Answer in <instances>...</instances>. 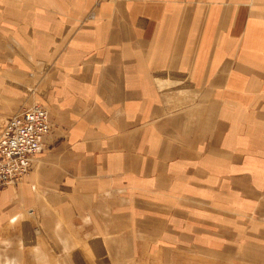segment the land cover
Listing matches in <instances>:
<instances>
[{"label":"crops","instance_id":"0c3cea01","mask_svg":"<svg viewBox=\"0 0 264 264\" xmlns=\"http://www.w3.org/2000/svg\"><path fill=\"white\" fill-rule=\"evenodd\" d=\"M34 101L0 264H264V0H0V127Z\"/></svg>","mask_w":264,"mask_h":264},{"label":"built area","instance_id":"2783aa9c","mask_svg":"<svg viewBox=\"0 0 264 264\" xmlns=\"http://www.w3.org/2000/svg\"><path fill=\"white\" fill-rule=\"evenodd\" d=\"M48 113L31 105L8 118L0 127V189L27 176L50 132Z\"/></svg>","mask_w":264,"mask_h":264},{"label":"clouds","instance_id":"9594fccd","mask_svg":"<svg viewBox=\"0 0 264 264\" xmlns=\"http://www.w3.org/2000/svg\"><path fill=\"white\" fill-rule=\"evenodd\" d=\"M2 243L5 244H11V241H2ZM64 251L69 250V241L67 239H62L60 241ZM33 258L36 262V264H49V257L45 251H43L38 246H35L33 248ZM5 264H22V261L18 257H11L10 259L5 261Z\"/></svg>","mask_w":264,"mask_h":264},{"label":"rangeland","instance_id":"374dc122","mask_svg":"<svg viewBox=\"0 0 264 264\" xmlns=\"http://www.w3.org/2000/svg\"><path fill=\"white\" fill-rule=\"evenodd\" d=\"M34 104H36V105H40V106H42V107H44L41 103H38V102H36V101H34L32 104H30L29 105V107L31 106V105H34ZM45 108V107H44ZM46 110V109H45ZM47 111V110H46ZM48 113V112H47Z\"/></svg>","mask_w":264,"mask_h":264}]
</instances>
